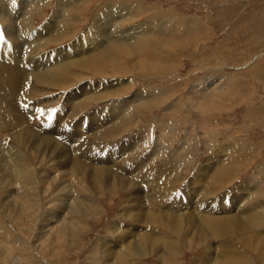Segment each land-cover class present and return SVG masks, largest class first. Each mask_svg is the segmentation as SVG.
Here are the masks:
<instances>
[{
	"label": "bare ground",
	"instance_id": "6f19581e",
	"mask_svg": "<svg viewBox=\"0 0 264 264\" xmlns=\"http://www.w3.org/2000/svg\"><path fill=\"white\" fill-rule=\"evenodd\" d=\"M41 1L43 0H21L15 3L14 0H0V33L3 35V39H0V263L11 264L10 257L15 258L16 252L19 251L16 248L27 243L46 264H49L48 258L53 253L52 249L58 250L57 248L68 241V238L75 239L82 230L88 229L89 220L96 219L99 217L97 215L105 211L100 198L108 191L113 198L120 194H122L121 197L123 194L129 195L118 205L117 218L107 223L108 234L102 237L101 245H93L94 253L100 259H104L102 264L105 261V264L110 263L109 258L112 259L110 264H146L142 258L149 253H154L156 258L160 259L156 264H167L171 256L178 255L184 248L181 250L183 244L178 237L179 232L187 235L183 242L188 246L193 240L203 239L205 234L207 236L211 233L221 236L222 238H219L224 243H229V239H232V244L238 250L234 255L230 253L216 255L218 264H224L227 258L238 264H248V261L254 257L252 252L257 253V258L263 264L264 189L260 187L264 185V162L251 176L243 180L239 188H244V192L241 190L242 192L240 191L231 201L223 202L227 194H223L222 190L229 182L234 181L233 179L241 178V173L238 169L234 170L232 166H227L228 163L225 161L227 164L223 166L221 176L214 185L208 186L218 173L210 169L211 174L209 168L208 172H201L202 166L194 171V176L187 179V175L191 174V168H188L190 162H183L181 173H179L181 165L177 167V164L179 160H183V157L172 158V155V159H164V153L169 147L174 146L173 142L176 138L171 139V142L169 140L171 144L163 150L160 147L163 144L162 139H158L157 148L150 153L149 139L145 133V138L140 141L137 136H131L121 140L120 146L123 151L118 154L115 150L118 148H115L117 145L114 146L109 140L122 136L132 124L139 125L142 121L139 115L160 102L156 97L158 91L151 90L147 93L145 87V90L140 88L132 98L120 99L118 103L114 101L113 112L104 114L99 120L101 123L104 122L103 126L106 124L107 126L101 132L94 134L95 139L90 142V139L84 136L88 126L84 127L83 122L90 114L85 115L84 109L91 102L111 96L112 92L101 93L99 90L95 92L90 89L86 92H79L80 90L74 92L75 86L72 85L80 84L87 76L132 73V68L138 70L139 74L141 72L146 74L154 69L153 63H160L158 59L162 55L161 53L159 56L156 55L155 42L152 38L150 39L153 33L150 30L147 32L146 27L140 32L141 29L131 24L130 28L125 29L122 21V23L116 22L118 18L111 16L115 3L106 4L101 8V15L104 12L107 19L101 20L100 12L95 14L91 29V34L94 33V35L88 34L90 41L87 44L81 42L75 45L74 43L73 46L56 50L51 55L45 53L43 55L42 51L49 44L59 43L70 37V34L68 29L60 30L58 25L54 30L55 26L47 24L40 29L37 28L34 16L36 11L39 12ZM75 2L76 0H67V2L64 0L63 4L71 7ZM121 7L117 9L115 7V9L123 13L124 10L122 11L123 7ZM65 9L61 10L64 15H66ZM70 9L67 19L70 15L72 19L80 18L79 13L77 14L79 8L71 7ZM159 16L166 15L162 13ZM121 17L119 16L120 20L127 17L126 13ZM196 22L195 18L189 19V24L186 23V25L191 28L196 25ZM180 29L178 30L177 27L174 32ZM182 30L186 35L188 32L186 26H183ZM39 32L40 38L36 37ZM44 33H47V36ZM170 33L171 31L167 34L168 37ZM140 36H147V38L139 41ZM149 45L154 52L150 50ZM128 59L132 60L131 69L125 66ZM210 83L203 86L198 83V86L203 88L200 92L203 95L193 100L194 106L200 108L205 115L222 104L215 101L217 98L223 100L232 96L222 83H216V85L214 82ZM91 85L89 84L90 88ZM71 86L74 87L71 89L73 93L57 92L58 88L68 89ZM130 88L131 86L119 89L114 94L127 93ZM212 89L215 92L212 96L209 95L211 99L207 101L210 98L209 91ZM22 91H25L24 94L21 93ZM40 95L44 98L36 97ZM152 95L155 98L153 101L149 99ZM18 97L22 99L21 102L18 101ZM61 98L64 100V112L53 114L54 108H49L48 105L51 101ZM101 104L104 105V103ZM21 107L26 115H23L24 112L20 113ZM217 108L219 111L224 110L222 107ZM137 114L139 117L136 119ZM134 120H136L135 123H133ZM89 125L91 130L93 120H90ZM97 129L94 131L97 132ZM239 139L236 140L239 141ZM242 149L246 151L243 146ZM144 150V154L140 156L139 153ZM33 152L41 154H33ZM160 156L164 157L161 165L156 160ZM251 156H249L250 159H252ZM185 173L188 174L185 175ZM200 181H204L202 188L197 187ZM253 183L257 186L251 191ZM203 188L206 189L205 192ZM96 189L99 192L98 195L94 193ZM253 192L259 195L253 197ZM191 221L193 225L197 223L201 226L206 225L205 233L196 226L187 231L186 222ZM122 222L124 224H121ZM28 246L26 245V248ZM25 252L31 251L29 249ZM205 260L209 262L208 264H214L215 256L211 255L210 249L204 256ZM195 261L192 264H195Z\"/></svg>",
	"mask_w": 264,
	"mask_h": 264
},
{
	"label": "rangeland",
	"instance_id": "374dc122",
	"mask_svg": "<svg viewBox=\"0 0 264 264\" xmlns=\"http://www.w3.org/2000/svg\"><path fill=\"white\" fill-rule=\"evenodd\" d=\"M20 1L21 0H14L15 3H19ZM65 2H67V0H65ZM63 3L64 0H43L40 2L39 12H35L36 15L34 16V20L35 25H38V29L47 24L48 26H55L53 27L54 30L58 25L60 26V30L65 31L66 29H68V34H70V37L65 38V40L59 43L49 44L44 49L45 52L42 51L43 55H51L52 52L54 53L56 50L59 51L61 48L71 47L74 45V43L75 45H79L81 42L87 44L90 41V36H88V34L92 33L91 29L95 14L97 15V13L100 12L101 20L107 19L104 12L102 13L104 16L101 15V8L106 4L108 5L111 3H115L116 5L113 7L111 14V16H115V18L119 19H117L116 22L122 21L123 27L125 29L130 28L129 26L131 25L133 27H138L139 30L141 29L140 32L144 27H146V29H144L147 30V32L148 30H150L151 33H153L150 39L152 38L155 42L154 50L156 55L159 56L160 53L162 55V57H159L160 59H158L160 63H153L154 69L149 70L146 74L142 72L139 74L138 70H134L131 64L132 60L128 59L130 62L127 61L125 63V66H128L129 69L132 68V73H120L122 75H120L119 73L112 75L104 74L105 77L104 75L98 77L87 76L83 81H81L80 84L75 83L79 86L75 84L72 85L75 86V88L72 86L68 89L58 88V93H73V91L75 92L77 90H80L79 92H86L88 89L95 92H98L99 90V92L101 93H107L108 91L109 93L112 92L111 96L109 95L107 98H102L103 100L101 99L96 102H91L84 109V113H86L85 115L90 114V116H86L84 119L85 121H83L84 127L88 126V130H86L84 136L87 139H90V142H93L95 139L93 135L101 132L103 128L107 126V124L103 126L104 122L102 121L101 123L99 122V120L101 119V116H104V114L113 112L114 101H116L115 103H118L121 100H125V98H132L140 88L144 90L146 88L145 91L147 93L151 92V90H156L158 91V95L156 97L160 101L158 103L159 106L156 105L150 110H144V112L139 115L142 117V121L139 123V125L132 124L127 132L122 135L123 138L122 136H120L114 137V139L112 138L111 140H109L112 141L114 146L117 145L115 146V148L118 147L115 149L116 152L118 154L122 153L123 148L120 146L121 140L128 139L131 136H137L139 139L138 141H140L145 138V133L147 139H149L148 141L150 142L149 143L147 141L150 147L148 148L149 152L152 150L154 151V148H157L156 145L158 139H162L163 144H161L162 146L160 147L163 150L171 144V139L176 138L173 142L174 148L169 147L168 150L170 152L167 150V152L164 153L165 158L160 156V158L156 159L157 161H159V165L162 164L164 159L170 160L172 155V158H174V156L183 157L182 161L179 160L177 167H180L181 165L179 169V173H181L182 166L184 164L183 162H190L188 168H191V174L185 173V175L188 174L187 179L194 176V171L201 166V172L206 173L208 172L209 168V172H211L212 170V172L216 171L218 173V175H215V177L213 176V182L208 184V186H210L214 185L217 182L223 171V166L228 163L227 166H232L234 170L238 169V172H240L242 176L241 178L233 179L234 181H231L227 184V187L225 188L226 190H222L223 194H227V197L223 199V202L231 201L234 196H237L240 193L241 190L244 192V188H239L241 187L243 180H246L249 176H251L252 173H254V171L257 170L258 167L264 162V0H76V2L71 5V7L79 8L77 14L79 13L80 18L76 17L75 19H72L71 15L67 19L66 16L69 15V10L71 11V7L65 6ZM115 7L116 9L118 7H121L122 9H120L122 11L124 10L123 13L117 11ZM60 8H66V15L62 13V9L60 10ZM124 13H126L127 17L120 20V18H122L121 16ZM162 13L166 16H159ZM167 16L170 17L168 18ZM163 17L167 18L164 19ZM193 18L197 19V22L195 23V26L192 25L193 27L190 28V26L188 27L186 23L189 22V19ZM164 22H166L167 24ZM140 25L142 27H140ZM173 25L176 27L174 28ZM183 26H186V30L188 31L186 35L182 30ZM177 27L178 30L179 28H181L180 31L174 32L176 31ZM170 31L171 33L168 37L167 34H169ZM44 34H46L45 36H47V33ZM91 35H94V33ZM36 37H41L40 32L36 35ZM166 37L168 38L165 39ZM146 38L147 36H140L139 39L141 40L139 41H143V39L146 40ZM174 44L177 46H175ZM170 45H172V47ZM149 47L151 50V45H149ZM179 47L181 49H179ZM175 50L177 52H175ZM164 67L167 70H165ZM163 70H165L166 72H163ZM86 78L88 80H86ZM134 79L135 81H133ZM210 82H214L215 85L216 83H222L228 88L232 96L229 99L223 100H219L217 98L215 101H217L218 104L222 102V104L216 106L215 108H213L212 112L205 115L201 112L200 108L194 106L193 100H197L203 95L200 93L203 89L202 86L211 84ZM198 83L202 86H198ZM89 84H92L91 88L89 87ZM215 85L213 87H215ZM130 86L131 88L127 91V93L121 92V95L114 94L115 92L119 91V89H126ZM71 89H73V91ZM162 89L165 91H163ZM24 92L25 91H22L21 93L24 94ZM214 92V89L210 90L208 96H212ZM41 95L36 97L41 99L44 98ZM114 95L117 96L115 97ZM151 97L149 99L153 101L155 99L154 95H152ZM17 99L20 102L22 100L19 97ZM210 99L211 97L208 98L207 101H210ZM105 100L107 101V103ZM101 103H104V105ZM164 105L166 107H164ZM178 105L180 106L178 107ZM48 107L54 108L52 110L53 114L62 113L64 112L65 108L64 100L61 98L60 100L56 99L55 101H51ZM217 107H222L224 110L219 111ZM106 110L107 112H105ZM23 112L24 111L21 107L20 113ZM98 113H100L101 115ZM46 114H48V112H46ZM23 115H26V112H24ZM139 116L137 114L136 119ZM90 120H93V126L91 127V130L89 128ZM135 121L136 120H134L133 123H135ZM98 127L99 129H97ZM95 129H97L98 131H94ZM167 133H169L170 135ZM229 136L231 137L229 138ZM236 139H239V141ZM226 140L228 141V143ZM224 141L226 144L224 143ZM240 141L242 144L240 143ZM182 145H185L184 147H186V150L184 149V147H182ZM242 146L246 149L245 152L243 151ZM187 149L190 150L188 151ZM181 151L183 152L181 153ZM233 151L238 155L234 154ZM144 152L145 150L141 151L139 155L142 156ZM28 154H31V152H28ZM33 154L40 155L41 153L33 152ZM248 155H252V159H250ZM150 156H152V154ZM228 156H230L231 159ZM246 157L249 158L247 159ZM231 161H234L235 163ZM236 162L238 163L236 164ZM210 163L213 166H211ZM256 174L257 172L255 173V175ZM182 176L184 177V175ZM50 181L51 180L49 179V182ZM203 183L204 181L198 182L197 187L200 186L199 188H202ZM182 185L183 184H181V186ZM256 186L257 185L253 183L251 191H253V187ZM260 188L264 189V185H262ZM203 191L205 192L206 189L203 188ZM94 193H96V195L99 194L97 189L96 191L94 190ZM121 195L122 194L113 198L107 191L105 196H101L100 202L101 205L103 204L102 206L105 207V211L97 215L99 217H97L96 219L89 220V225L87 227L88 229L84 228L88 231L82 230V233L79 234L80 236L78 235L75 238L76 240L68 238V241H66L60 248H57L58 250L52 249L53 253L48 258L49 264H102V260L104 259H100L97 254L94 253L93 245H101L102 237L108 234V232L106 231L107 223L117 218L116 214L118 205L122 203L129 194H123L122 197ZM258 195L259 194H256V192H253L252 194L253 197H257ZM121 224H124V222H122ZM195 226L197 227V229L205 233L206 225L201 226L198 223L197 225H193L192 221L186 222L185 229L188 231L193 229ZM150 229L151 227H149V231H151ZM248 234L249 233H247V235ZM31 237L33 238V236ZM178 237L183 244L181 245V250L183 247L184 248L182 251H179L180 253L178 255L175 254L171 256L167 264H192L195 259V264H208L209 262L207 260L204 261V256L208 252V249H210L211 255L215 256L214 264H218L216 255H219L221 253H230L231 255H234L238 250L236 246L232 244V239H229V243H224V241L221 239L222 237L215 233H211L207 236L205 234L203 239H195L189 246L184 245L183 242V240L187 238L186 234H182L179 232ZM71 240L73 242H71ZM263 241L264 239L262 240V242ZM26 245L28 246L29 244L25 243L21 246L18 245L19 247H17L16 249L19 251H15L17 258L15 257L12 259L10 257L11 261H9L11 264L13 262V264H46V262H44L43 259L39 257V254L35 253L31 249V245H29L27 248ZM29 249L31 251L30 253L25 252ZM49 249L50 252L51 247ZM245 251L249 252L248 250ZM249 253H251V251ZM91 254L93 255V258ZM252 254L254 255V257H252L248 261V264H261L260 259L257 258V253L252 252ZM19 255L22 257H20ZM142 260L146 264H156L160 261V259L156 258L154 253H149L148 255L143 257ZM111 261L112 259L109 258L108 262L111 263ZM224 264H238V262L229 261L227 258Z\"/></svg>",
	"mask_w": 264,
	"mask_h": 264
},
{
	"label": "snow or ice",
	"instance_id": "6c2138e0",
	"mask_svg": "<svg viewBox=\"0 0 264 264\" xmlns=\"http://www.w3.org/2000/svg\"><path fill=\"white\" fill-rule=\"evenodd\" d=\"M0 39H3L2 33H0ZM49 119H51V116H49Z\"/></svg>",
	"mask_w": 264,
	"mask_h": 264
}]
</instances>
